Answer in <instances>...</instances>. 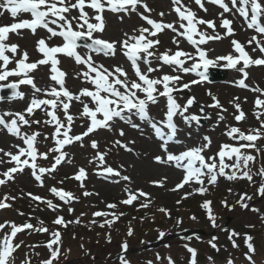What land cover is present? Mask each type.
I'll return each mask as SVG.
<instances>
[{
	"label": "snow or ice",
	"instance_id": "obj_1",
	"mask_svg": "<svg viewBox=\"0 0 264 264\" xmlns=\"http://www.w3.org/2000/svg\"><path fill=\"white\" fill-rule=\"evenodd\" d=\"M206 2L222 9L219 13V16L222 17L219 27L226 29L224 35L216 30L217 26L214 20L198 17L190 7V4L194 3L200 10L207 13L205 0H189L188 4H185L183 0H171L173 11L178 17V20L173 23L158 22L150 18V15H145V13L150 14L153 11L149 8L146 0H0V16L8 13L14 19L21 17L22 14H30L31 17L30 19L22 18L19 22L10 25L0 26V62H2L0 64V82L9 81L10 77L16 78L14 81L0 85V88L11 89V99L18 100H24L26 97V93L20 90V86H30L31 89L27 106L23 110L0 114V130H6L9 135L21 141V144L11 145L17 150L15 153L0 148V154H2L0 155V165H13L0 172V177H2L0 186L14 181L15 174H23L25 169H29L38 185L45 187V177L54 179L52 174L57 172L58 167L69 156L64 151L67 146L79 143L80 147H84L86 137L101 129L111 132L118 122H123L134 130L140 131L142 135L145 134L144 127L150 129L160 142L159 147L164 153L163 156H156L155 162L174 166L184 173L181 182L171 191L195 183L199 187L194 191L203 195L208 191L209 186L215 187L220 178L228 181L246 179L249 183H253V177L259 175L262 183L257 191L261 196H264V164L257 172H253L251 165L255 163L256 156L242 151V149H254L257 155L264 152V148L255 143L258 139L264 138V119H261L264 116V99L259 96L255 100L256 111L253 114L260 121V128L249 129L245 134L239 127L229 126L224 135L229 140L235 141V144L222 143L214 155H205L212 144L211 138L205 135L198 146L180 150L178 153L170 151V145L182 143L178 139V133L182 129L174 118H179L188 127H192L193 124L199 127L202 120L211 118L206 114L197 115L189 111L196 104L194 96H189L185 103L181 104L178 102L180 97L174 95L175 92H183L185 89L191 91L192 85L207 81L210 68L222 66L241 73L243 78L236 81V85L264 96V89L259 86L251 88L245 83L249 76L246 69L252 66H264V57L253 59L245 51V47L234 39L231 43L234 51L239 53L238 56L229 53L212 59L207 56V52L211 49L206 50L201 47L209 41H218L235 34L232 28L233 21L223 18L225 13H233L234 16L238 14L243 18L248 29H252L264 37V0H227V2L226 0H206ZM86 8L91 10V14L85 10ZM141 8L143 11H140ZM73 10L76 11V15H72ZM106 12L116 14L121 21L125 17L136 14L151 27L140 26L133 29V33H138V35L125 32L120 40H106L103 38L107 28ZM159 15L163 17L165 13L161 12ZM199 26L212 29V34ZM24 29L30 30L33 35H36L38 29H44L49 34L47 40L59 37L62 43L49 46L45 38H40L37 41V51L42 54V58L35 62H28L29 54L26 50H20L18 44L6 43L9 40V33L20 36L19 30ZM165 30H170L175 34L172 39V43L176 45L177 49L175 52L169 48L161 53L156 47L161 41L158 38L152 39ZM181 37L194 49V52L184 51L180 48ZM248 44H255V47L252 48L253 52L258 50L264 54V41L257 39V36L253 35L248 40ZM80 49H84L83 53L78 51ZM118 52L130 62L131 75L123 65L105 67L103 63L97 62L92 55L94 53L96 56L114 58ZM9 53L11 55H8ZM61 55L73 59L75 65L83 66L81 71L74 74V79L81 80L89 87H83L77 93H73L67 88V73L59 67L61 63L59 56ZM221 61H226V63L221 65ZM241 61L243 62L242 67H237ZM10 64L15 66L9 68ZM49 65V80L54 84L41 88L37 86L35 77L30 73L36 71L39 66ZM165 66L175 75L163 73L162 70ZM153 73H161V75L154 77ZM188 74H193L199 79L182 83L184 75ZM209 95L211 96V93ZM160 98H164L165 101L162 118L154 116L150 111L152 106L160 103ZM211 98L213 103L207 107L219 109L217 122L225 121L226 117L223 113L227 109L223 108L217 97L211 96ZM238 99V97L234 98L233 101L236 113H238H234V118L240 122L245 119V113L241 110L240 104L235 102ZM74 102L81 106L77 115L70 112ZM204 108V105L200 106V113H204ZM37 110L43 114L44 119L33 118ZM77 119L87 120L89 123L84 132L72 135L70 133L73 132V126ZM33 125L51 127L53 131L50 135L38 130L29 131ZM118 131L121 137L125 135L122 128ZM41 136H43L42 141L38 139ZM48 140L54 143V147L41 152L38 145ZM134 143L135 141H129L126 144L121 140H115L112 146L132 152L134 150L129 145ZM90 147L96 150L95 156L89 160V164L96 166V175L113 183L131 182L129 176L122 175L120 170L107 164L106 156L110 149L104 152L99 151V143L95 139L91 140ZM53 153L56 155L52 157L54 162L49 167L38 164V159L48 160ZM22 157L24 159H21ZM226 159L231 163L226 162ZM67 162L71 163L72 161L69 158ZM87 175L86 169L81 167L75 175L66 177V179H74L79 182L81 188H85L84 181L87 179ZM60 183L63 181L61 180ZM151 183L163 186V181H152ZM124 190L128 193V198L122 200L121 203L131 205L134 200L144 197L141 207H149L151 201L148 193L142 190L133 192L127 186ZM229 191L231 192V189ZM49 192L64 204L79 200L73 193L62 188L58 189L53 186L49 188ZM192 194L186 193L184 198ZM27 195L32 201L45 204L52 211H57L60 207L52 200L31 193ZM83 195L88 197L98 194L85 190ZM10 199L15 200L16 198L5 195L0 200V210L11 207V204L7 203ZM245 199H251V197L242 194L237 201L243 208L248 207ZM211 203L206 200L201 207L206 210L209 221L215 227L216 218L212 213ZM223 203L225 207H228L226 201ZM106 207L116 209L117 205L107 204ZM158 210L168 215L166 209ZM68 211L71 213L73 209L69 207ZM19 214L24 215L23 213ZM120 215L123 213L116 214L105 211L93 213L94 217H112L110 220L105 219L104 222L99 223L101 228L105 225L111 227ZM192 219H196V217L193 216ZM80 222L79 218L74 221H65L61 216H57L53 221L55 225L65 228L69 224H79ZM43 223V221H39L40 226H33L31 223H25L22 226L11 222L0 224V230H3L5 226L11 228L10 233H5L0 238V264H15L14 253L20 245L14 244L13 240L18 233L25 229L41 233L49 232L48 228L42 226ZM96 223L97 221L93 219L89 222V226ZM128 235H132L131 229H129ZM160 235L162 237L164 233H160ZM238 235L233 232L229 239ZM51 237L52 239L45 245L49 250L50 257L42 261L41 264H54V262L58 264L61 233L58 230L53 231ZM247 239L251 241L250 236ZM53 245L56 247L54 248ZM212 246L216 247L215 244ZM233 246H237L234 241ZM123 247L126 249L127 245ZM187 251L191 254V264H196V250L189 247ZM254 254L255 248L249 242L246 254L249 264H255ZM37 255L39 254L37 253ZM22 264H31L27 254ZM121 264H126V262L122 259ZM169 264H174V262L169 259ZM229 264L232 262L230 261Z\"/></svg>",
	"mask_w": 264,
	"mask_h": 264
},
{
	"label": "rangeland",
	"instance_id": "obj_2",
	"mask_svg": "<svg viewBox=\"0 0 264 264\" xmlns=\"http://www.w3.org/2000/svg\"><path fill=\"white\" fill-rule=\"evenodd\" d=\"M165 1L168 5V10L171 9V0ZM183 1L184 3H188V0ZM210 5L211 4H208L205 0V7H209ZM140 11H143V9L141 8ZM216 12L219 15L221 11ZM132 15L135 16L136 14ZM145 15H149V13H145ZM230 16L233 18L232 20H236L233 14L228 15V13H225L223 18L231 20ZM138 18L139 20L135 23L136 28L140 26L146 27L145 21L141 20L139 16ZM150 18L156 20L154 16L150 15ZM220 18L222 19V17ZM117 23L122 24L123 22L119 23L117 21ZM223 32L225 33L226 31L223 30ZM124 33L125 32H122L121 35ZM127 33L137 34L133 33V29L129 32L127 31ZM24 35L25 32L21 33L20 36L16 34L11 35L7 43H15L20 47V42L24 39ZM234 37V35L226 36L227 39L212 41L210 44L215 45V49L225 52L222 56L228 55L229 53H233L234 47L231 41ZM211 46H208L209 49ZM8 55L11 54L9 53ZM92 55L96 56L94 53ZM99 57L102 58L96 59L97 62L103 63L106 67H111L115 64L119 65L121 63L119 60L120 53H117L115 60H112L110 64V58L105 59L103 56ZM38 59H40V56L37 51L36 41L34 49L29 53V61L35 62ZM59 59L61 61L59 67L67 73L66 78L71 75L74 76L76 72L81 71L83 68V66L75 65L71 58L62 56L61 58L59 57ZM14 66V64L10 65V68ZM39 70L48 74V69L40 67ZM246 71L249 73V76L245 80V83L251 88L259 86V88L264 89V66L246 69ZM162 72L165 73L167 70ZM157 74L160 75V73ZM229 77L227 82L218 85L199 86V88L192 92L201 105L212 104L213 101L211 96H215L223 108L227 109V111L223 113L226 117L225 121L217 122V113L220 112V110L215 109L214 112H210L212 120L203 126L206 131L201 132L200 136L203 138L207 135L212 141L211 148L208 150L212 152H210L209 155H214L217 152L219 146L225 141L226 135H224V133L227 128L236 123L233 120L234 113H238H236V109L233 105L234 98H239L235 102L240 104L241 110L245 113V120L243 125H241L245 132L248 133L249 129L260 128V121L256 119L253 113L256 111L255 100L258 96L262 99L261 94L253 92L248 88L238 90V86L235 87V84L236 79L241 77V75L236 76L231 74ZM84 86L89 85L84 83ZM209 93H211V96ZM12 100L15 99H6L4 101ZM155 107L156 105L152 106L150 110H153ZM34 119H44L43 114L39 112L38 116ZM261 119H264V116H262ZM84 121L85 120H76L73 126V132L70 134L75 135L82 133V129L84 131L87 127ZM218 123L219 126H217ZM121 128L125 133L123 137L119 135L118 131V129ZM32 130H38L49 135L53 131L51 127H43L40 125H33L32 129L29 131ZM132 132L137 134L135 140ZM139 133L141 132L132 131L129 125L118 122L111 132L101 129L94 132L89 137H86L84 140V147H80L79 143L67 146L64 151H66L69 156L66 157L65 162L60 165L57 172L52 174L55 177L54 179L48 178L47 176L45 177V187H40L38 185L31 176L30 170H28L26 174L16 176L14 181L0 186V200H2L5 195L16 198L15 200L10 199L7 201V203L11 204L10 208H7L4 212L0 210V222H11L18 226H22L25 223H31L33 226H40L39 221H43L44 223L42 226L49 229V232L44 233L25 229L17 234L14 244H19L20 247L14 253L16 258L15 264H22L26 259V254L31 264H41L42 261L50 257L49 250H47L44 244L46 245L52 239L51 232L58 229L52 222L57 216L63 217L65 221H71L72 218H79L81 221L75 228H71L73 233H78L76 241L74 243L71 242L72 251L66 250V247L69 245L65 240L60 241L59 247L61 248L63 245V250L60 251L62 254L59 255L58 264H121L122 259L126 264H169V259H171L172 262L176 260L181 264H191L188 263V258L191 256L187 251L189 247L196 250L197 257H204L212 250L213 244L216 245L215 248L219 251L222 245L226 249L223 252H218L216 257V261H218L219 258H224L225 261H218L216 264H229L230 261L232 264H246L241 258L242 254L248 253V249H245L248 245L246 232L250 233L249 236L251 237V241L249 242L252 243L255 248V252L259 258L258 263L264 264V196H261L257 191L262 183L261 178L253 177V183H249L246 179H237L235 180L236 182H226L224 178H220L217 186L208 191L209 194L207 192L205 196L198 197L195 196L196 194H192L187 196L188 199H183L185 197L184 193H190L192 191H184L183 189L181 191H171V189L175 188L174 185L177 182L175 179H169L171 177L166 175L164 164L155 162L154 158L160 155V151L159 153H152L147 157L145 139L148 137H146V134L142 135ZM38 139L42 141L43 136ZM93 139L98 141L99 151L104 152L110 149L106 156L107 164L114 169L120 170L122 175L129 176L130 183L128 181H121V185L119 183L111 184V182H106L104 179L100 180L98 178L99 176L96 175V166L94 164H89V160L95 156L96 153V150L90 147V142ZM115 140H121L126 144L129 141H135V143L139 145V149L134 148V151L127 152L121 148H114L112 145ZM18 142L21 144L20 140H18ZM135 143L132 144L133 147ZM52 145V141L48 140L40 143L38 147L41 152H44L47 151L48 148L53 147ZM258 146L264 148L262 145ZM245 152L256 157L259 156L254 149ZM54 155L55 153L51 154L48 160L38 159L37 162L41 166L49 167L53 162L52 157ZM137 157H141L143 162H146L142 169H136V172L133 174L137 179L139 177L142 179L139 183L140 185L134 184V182L132 183L133 179L130 174V172L134 171V169H132L133 163L134 165L138 164V166L140 164ZM69 158L72 161L71 163L67 162ZM262 161V157L260 161L256 159L255 163L251 165L252 171L257 172L261 164H263ZM148 164L154 167L155 171H146L148 169ZM121 165L123 166L122 168L120 167ZM81 167L85 168L88 174L87 179L84 181L85 188H81L79 182L74 179H66V177L75 175ZM61 180L63 183H60ZM152 181H163V186L154 185L151 183ZM115 184L117 187L112 188V185ZM53 186L73 193L79 198L78 202L73 201L70 204H64L49 192V188ZM125 186L132 191L142 190L149 194L151 203L149 207L146 208L145 212L150 209L158 210L164 208L167 210L168 215L165 213L159 215L154 214L152 216L148 215L147 217L141 215L139 217L140 224H132L130 222V217L133 214L132 212L136 209L144 208L141 207V203L145 198L139 197L137 200H134L131 205H124L121 201L128 198V193L124 190ZM229 189H231V192ZM85 190L97 193L98 195L85 197L83 195ZM28 193L47 200H52L54 204L60 207L57 211H52L47 208L45 204L32 201L30 196L27 195ZM242 194H247L248 197H251V199H245V203L248 205L247 208H243L237 203ZM208 195L210 197L216 196L218 200L211 204L212 213L216 218L215 227L212 222L208 220L206 210L201 207ZM183 200H188V208L186 206L182 208L184 210L174 209L175 205L180 204ZM225 201L228 207H225L223 203ZM107 204H116L117 208L108 209L106 207ZM69 207L73 209L71 213L68 211ZM96 211L115 212L116 214L123 213V215H120L119 219L116 220L111 227L105 225V227L101 228L99 227V223L104 222L105 219L110 220L112 217H94L93 213ZM19 213H23L24 215H20ZM193 216L196 217V219H192ZM93 219H95L97 223L89 226V222ZM127 219L130 222L129 224H125ZM177 221H180V223H177ZM117 224H123V226L119 229H115ZM130 228L132 231L134 229L135 232V234L132 233L131 236L128 235ZM196 231L204 232L207 236H195L194 233ZM6 232H11L9 226H7ZM159 232L164 233V235L152 243ZM233 232L239 235L230 240L229 236ZM80 233L82 234L79 235ZM233 241L235 244H239L238 249L233 250L231 244ZM119 244H128L129 247L120 253ZM53 247L55 248L56 245H53ZM205 252L206 254H204V256L199 255ZM37 253L39 255H37ZM207 258L210 262L213 260L215 261V258H211L209 255L206 259ZM253 260L255 264H257L256 260ZM54 264H57V262H54Z\"/></svg>",
	"mask_w": 264,
	"mask_h": 264
},
{
	"label": "bare ground",
	"instance_id": "obj_3",
	"mask_svg": "<svg viewBox=\"0 0 264 264\" xmlns=\"http://www.w3.org/2000/svg\"><path fill=\"white\" fill-rule=\"evenodd\" d=\"M146 3L148 4L149 8L153 9V11L149 15L156 17V21L165 22V23H173V22L178 20L175 17V15L172 13V11L170 12V9L168 10V5H167L165 0H148ZM85 10L88 11L87 9H85ZM161 12L165 13V15L163 17H161L159 15V13H161ZM208 14H203L201 18H203L205 20H210L211 16L213 17L212 12L208 11ZM72 15H73V12H72ZM27 17H28V14H22L21 17H17L14 19L10 16V14L5 13L3 16H0V26H4L6 22L7 23L11 22V24L14 22H19L20 19L27 18ZM118 20L119 19L117 17L107 18V28H106V32L104 34V37L107 40H110V41L111 40H120L123 37V34L121 35L122 32H127V31L129 32L132 29H136L135 23L139 20V18L137 15H135V16L131 15V17L125 18L122 21L123 22L122 24H118L117 23ZM148 27L150 28L151 26H148ZM174 35L175 34L172 33L170 30H165L163 33H159L157 37H152V39L155 40L158 38L161 41V43L159 45H157L156 47L162 53L166 49L174 48V44L172 43V39H173ZM237 35L241 36L239 42L244 47H246L245 49L249 50L252 53V55H253V57H255V59L259 58L261 55H263L258 50L256 52L252 51V48L255 47V44H252V45L248 44V40L253 35L257 36V39H260V35L253 34L250 31H245L244 33L238 32ZM41 37H42V35H40L39 33H36V35H33L29 31L26 32V35H24V39H22V41L20 42V47H19L20 50H26L29 54L34 49L35 42ZM17 42H18V40H17ZM180 45H182V41H181ZM210 49L212 52L218 51L217 49L215 50V45H212ZM111 62H112V60L109 62V64ZM120 65H123L125 70L128 71L130 75L132 74V71L129 69L128 64L126 63L125 60L121 59ZM105 67H106V65H105ZM30 75L35 77V83L37 84V86H39L41 88L47 87V85L43 84L44 82H47L48 84L53 83L49 80V78H47L48 74L45 72L43 73V71H41L39 69L30 73ZM228 75L229 74L227 73V76ZM13 78L14 77H10L9 81H6V82L14 81ZM66 86L73 93H77L83 87H89V86H84V83H82L80 80L74 79L73 75L68 76L66 78ZM22 91L26 93V97L24 100H18L17 99L16 101L0 102L1 103L0 104V114H3L5 112H9V111H11V112L21 111L27 106L28 96H30V94H31L30 86L22 85ZM164 104H165L164 99L163 100L161 99L160 105L157 107V109H154V111H153L154 116H156L158 118H162V116H163L162 110L164 109ZM80 108H81V106L78 103L74 102L73 106L70 108V110H71L70 112L73 113L74 115H77L80 111ZM158 109H159V111H158ZM38 113H39V111H37L35 113L36 116H34L33 118H36L38 116L37 115ZM77 120H79V119H77ZM79 121H81V120H79ZM143 130H144V132H146L145 134L147 135L148 131H149L148 128L144 127ZM132 134L134 135V140H135V138H136L135 136H137V134H134L133 132H132ZM10 136L11 135H8L6 130H0V148H3L5 151H11V152L15 153L16 149L11 147V145L20 144V143L18 142V140H16L15 138H12ZM146 137H148L145 139L147 157L152 153H156V152L159 153V151H160L159 154L163 155V152L159 147L160 143L154 141L152 138L149 139L148 135ZM180 137L183 138L182 143H181L182 145L192 146L199 139V134L195 135L194 133H192V131L187 130L186 132L183 131L180 134ZM199 143H201V139L199 140ZM129 146L133 149L134 148L139 149V145L137 143H135L134 147L132 144H130ZM192 147H194V146H192ZM170 151L174 152V147L172 145H170ZM0 155H2V154H0ZM5 159H8V158L5 157ZM137 159L139 160L140 164L138 166V164L134 165V163H133L132 169H134V171L130 172V174H131L132 179H133L132 183L134 182V184L136 183L137 185H140L139 183L142 181V179L139 177L140 175L138 176L139 178L137 179V177L135 175L133 176V174L136 172V169H142L143 165H145L146 162L144 163L143 160L141 159V157H137ZM12 166H13L12 164L0 165V172L5 171L7 168H10ZM164 167H165L166 175L170 176L171 178H169V179H171V180L173 178H175L179 173L178 171L171 170L170 168H168L167 165H165ZM146 171H155V169H154V167H151L148 164V169ZM135 177H136V179H135ZM116 179H119V178H116ZM119 184L121 185L122 183H119ZM114 187H117V185L116 184L112 185V188H114ZM100 189H102V188H100Z\"/></svg>",
	"mask_w": 264,
	"mask_h": 264
}]
</instances>
